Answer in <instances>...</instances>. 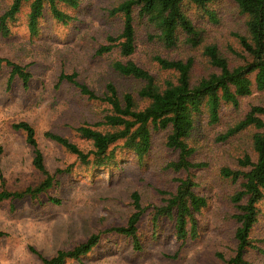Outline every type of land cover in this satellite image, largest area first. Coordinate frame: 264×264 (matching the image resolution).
<instances>
[{
  "label": "rangeland",
  "instance_id": "obj_1",
  "mask_svg": "<svg viewBox=\"0 0 264 264\" xmlns=\"http://www.w3.org/2000/svg\"><path fill=\"white\" fill-rule=\"evenodd\" d=\"M76 8L58 3L70 15L67 22L57 21L46 7L31 34L27 28L29 2L23 3L16 19L10 21L9 34L0 32V56L26 67L31 77L27 86L14 78L7 86L9 68L0 69V191H21L35 186L43 179L32 164V148L25 133L12 127L26 121L36 132L45 168H69L57 175L59 183L36 199H5L0 201V264H41L38 255L50 258L59 250H69L98 233L99 241L79 260L68 259L65 264H224L235 254L237 241L236 204L233 194L241 180L232 181L220 173L222 167L243 170L237 159L244 153L255 157L252 149L254 127L230 136L225 141L217 137L243 118L250 107L264 103V91L241 97L239 104H221L219 120L209 122L206 108L196 117L190 138L195 147L193 159L205 163L196 170L173 171L167 163L176 160L178 150L166 145L169 129L152 134L151 147L142 158L132 151L116 149V165L96 166L82 163L74 154L44 136L51 131L67 137L81 150L92 149L91 141L76 131L82 125L94 126L103 121L108 105L101 100L82 95L73 84L63 80L60 73H75L79 82L102 96L105 85L112 83L118 94L130 93L139 107L147 102L138 96L143 80L122 76L112 64L116 60L134 61L148 70L160 82L174 79L173 71L162 70L155 55L169 59L194 61L193 80L215 71L203 55L206 44H216L231 66L244 62V53L235 33L246 35V16L234 0H209L206 11L194 4L185 5L192 22L202 29L199 45L186 42L179 32L173 47H166L156 38L157 30L134 12L135 50L123 57L118 47L98 55L96 49L106 43V37L116 36L122 29L120 13L110 9L123 0H78ZM11 0H0V14ZM106 131L104 125L94 126ZM194 177V193L206 199V205L194 214L196 235L184 242L176 238L174 221L159 216L153 222L158 207L165 204L176 188V179ZM175 180V181H174ZM137 192L143 212L137 223L141 249L133 248L132 239L108 231L125 225L133 211L131 193ZM50 197L59 199L53 203ZM258 214L250 238L255 248H247L244 258L250 264H264V197L257 204Z\"/></svg>",
  "mask_w": 264,
  "mask_h": 264
},
{
  "label": "trees",
  "instance_id": "obj_2",
  "mask_svg": "<svg viewBox=\"0 0 264 264\" xmlns=\"http://www.w3.org/2000/svg\"><path fill=\"white\" fill-rule=\"evenodd\" d=\"M209 0H123L110 9L111 14L120 13L122 29L116 36L106 37V43L96 49L98 55L107 53L113 47H118L123 57L130 56L135 50L134 12L139 19L157 30L156 38L166 47L175 46L178 33L186 36V42L192 46L199 45L202 29L196 26L184 8L187 4H194L206 11L211 17L213 13L206 9ZM29 2L27 13V28L31 34L38 29V21L43 16V10L48 7L52 16L60 22H67L70 15L58 8L57 4H65L76 8L78 0H11L7 9L0 14V32L3 36L9 34L10 21L16 19L23 3ZM239 11L246 16V35L235 33V37L244 53L247 54L243 63L231 66L228 58L216 44H206L203 55L208 63L215 68L206 75L194 77V61L187 59H169L160 55L153 57L162 70L173 71L174 79L159 81L145 68L134 61L116 60L113 69L122 76L132 77L144 81L138 90V96L147 103L139 107L134 96L130 93L119 95L112 83L105 85L102 96L97 95L85 84L79 82L75 73H60L58 83L65 80L78 88L82 95L89 99L105 102L109 109L103 121L94 126L104 125L108 130L102 131L94 126L82 125L76 131L80 136L91 141L92 149L84 152L67 137L51 131H45L44 136L61 145L79 161L85 164H95L97 167L116 165V149L132 151L138 158L144 157L151 147L153 132L169 129L166 145L178 150L176 160L167 163L166 167L173 171L196 170L205 163L193 159L195 147L190 138L196 125V117L206 108L209 122L219 120L221 104L237 107L239 99L252 93L253 87L257 91H264V0H234ZM9 68L7 86L13 79L18 78L23 86H27L30 73L26 67L8 58L0 56V69ZM12 127L25 133V140L32 148V164L39 170L43 179L35 186H28L21 191H0V201L13 198L28 197L36 199L55 184L59 183L57 175L68 173L69 168L56 169L50 173L44 165L43 155L36 140L34 127L26 121L14 123ZM254 127L257 131L252 134V149L255 157L244 153L237 159L243 170H233L222 167L220 173L232 181L241 180L240 188L233 194L232 201L236 204L235 239L237 246L235 254L224 264H250L244 258L247 248H255L250 238V231L257 220L258 202L264 197V103L250 107L242 119L227 128L217 139L225 141L230 136ZM1 153V148H0ZM191 172V171H190ZM193 173L185 178L176 179V188L170 193L165 204L158 207L153 216L156 223L159 216H167L174 221L176 238L182 242L190 236L196 235V220L194 214L206 205V199L194 193ZM0 180L2 177L0 176ZM175 181V180H174ZM53 203L60 200L50 197ZM133 211L127 218L125 225L111 227L108 231L125 235L132 239L133 248L141 249L137 234V223L143 212L137 192L131 193ZM3 233L0 231V236ZM99 234H91L85 241L69 250H59L54 256L47 258L38 255L41 264H65L68 259L79 260L98 243Z\"/></svg>",
  "mask_w": 264,
  "mask_h": 264
}]
</instances>
